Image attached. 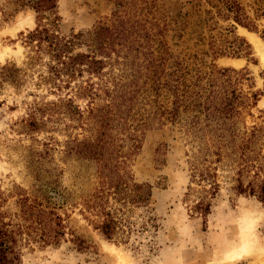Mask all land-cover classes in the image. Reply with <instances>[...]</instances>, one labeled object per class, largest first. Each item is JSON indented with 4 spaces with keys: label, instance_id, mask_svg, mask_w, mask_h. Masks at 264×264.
Here are the masks:
<instances>
[{
    "label": "rangeland",
    "instance_id": "obj_1",
    "mask_svg": "<svg viewBox=\"0 0 264 264\" xmlns=\"http://www.w3.org/2000/svg\"><path fill=\"white\" fill-rule=\"evenodd\" d=\"M122 1L125 18L138 22L143 31L149 27V10L156 20L167 17V22L176 21L175 25L170 23L163 40L174 59L184 60L191 71L188 78L196 71L203 76L209 67L232 70L227 74L228 89L240 92L245 104L244 97L257 95L254 106L239 108L236 129L239 133L256 129L257 135H264V0H236L253 29L218 15V0ZM116 10L114 0H57L55 30L62 38L85 34L109 24ZM51 20L44 14L40 25L52 29ZM30 21L31 27L16 29ZM158 25L162 27L163 23L159 21ZM178 25L185 26L184 30L171 31ZM231 25L233 30H229ZM36 27V13L28 0H0L2 210L12 214L18 212L21 198L36 200L60 218L63 233L56 246L31 243L23 248L20 264H264V219L260 218L264 204L258 198L264 178L259 171L264 170V137L259 150L251 155L253 168L247 172H240L235 153L220 158L209 154L202 163L197 161L201 157L197 152L199 140L189 132L183 116L178 122L163 118L149 128L137 129L132 134L137 137L135 148L126 134L118 136L117 150L126 158L127 170L135 183L152 187V198L147 207L128 214L123 239L109 241L95 230V218L85 211L83 202L98 186L100 166L76 153L77 144L93 138L94 125L86 120V100L75 98L73 107L58 106L66 92H51L41 80L48 58H36L26 42L27 34ZM235 39L249 46L247 55L232 56ZM83 50L76 47L74 52ZM213 50L225 54L216 55ZM117 70H113L116 75ZM171 100L172 96L163 93L158 106L168 110ZM102 104L97 101L94 110ZM144 108L148 110L149 106ZM192 166L200 168L207 178L202 182L192 179ZM250 182L254 195L247 189L238 192L239 184L246 188ZM213 183L215 193L207 196L209 213L202 216L193 212L196 199L205 194L202 189L208 191ZM239 250L244 254L238 255ZM113 251L122 261L116 260ZM229 254L234 255L231 261L227 259Z\"/></svg>",
    "mask_w": 264,
    "mask_h": 264
},
{
    "label": "trees",
    "instance_id": "obj_2",
    "mask_svg": "<svg viewBox=\"0 0 264 264\" xmlns=\"http://www.w3.org/2000/svg\"><path fill=\"white\" fill-rule=\"evenodd\" d=\"M114 1L117 10L113 12L109 24H101L85 34L62 38L55 30L57 0H28L36 13L37 27L26 36V42L34 49L36 58L41 55L48 58L46 74L40 75L41 80L51 92H66L58 106L73 107L75 98L87 101L86 120L92 122L95 133L93 138L91 136L89 140L77 144L76 153L95 161L100 168L96 173L98 186L83 204L85 211L95 218L92 221L95 230L109 241L123 239L127 233L123 223H129L128 214L136 208L147 207L152 198V187L135 183L127 170L126 158L117 150L119 135L126 134L135 148L137 137L132 134L137 129L149 128L163 118L172 123L178 122L183 116L185 126L200 143L197 152L201 157L197 161L206 162L209 154L220 158L222 154L235 153L238 154L241 173L253 168L251 155L259 150L264 137L257 135L259 130L256 129L249 133L245 130L239 133L236 129V119L241 115L239 108L254 106L257 95L244 97L245 104L240 92L229 90L227 74L232 70L209 67L210 70L203 76L196 71L188 78L191 71L184 66V60L174 59L163 40L172 21L167 22V17L156 20L149 10V27L143 31L138 22L125 18V3ZM218 1L221 3L218 15L223 14L225 20L231 19L238 26L253 29L236 0ZM44 14L52 18V29L40 25ZM159 21L163 23L162 27L158 25ZM172 23L175 25L176 21ZM184 28L178 25L171 31H183ZM233 29L231 25L229 30ZM76 47L84 50L75 53ZM231 47L232 56L238 58L248 54L249 46L243 40L235 39ZM213 53L225 54L222 50H213ZM114 69H118L117 75ZM163 93L172 96L168 110L158 106V98ZM97 101L103 104L94 110ZM146 105L148 110L144 108ZM75 114L80 117L79 112ZM112 132L115 134L112 135ZM191 168L192 179L202 182L207 178L200 168ZM259 171L264 176V170ZM246 189L249 194H255L253 182L246 188L242 184L237 187L240 193ZM188 190L190 192L192 188L188 186ZM215 190L214 183L208 191L202 189L205 194L196 199L193 212L206 216L210 210L207 196H213ZM258 195L264 204V178ZM2 204L0 198V264H20L23 248L31 243L39 246L59 244L63 236L62 226L53 210L27 197L19 200V210L12 214L3 211Z\"/></svg>",
    "mask_w": 264,
    "mask_h": 264
},
{
    "label": "bare ground",
    "instance_id": "obj_3",
    "mask_svg": "<svg viewBox=\"0 0 264 264\" xmlns=\"http://www.w3.org/2000/svg\"><path fill=\"white\" fill-rule=\"evenodd\" d=\"M33 25V22L32 21H30V22H24V23H22V24H19L17 27H16V29H22V28H26V27H31ZM251 38V37H250ZM251 40L252 41H254L255 42V44L257 45V43H256V41L254 40V37L252 36V38H251ZM232 63H234L235 64V62L236 61H231ZM237 65V64H236ZM261 219L263 218L264 219V215L263 216H261L260 217ZM246 250V249H245ZM244 249H243V251H245ZM242 250H239L238 252V255L240 254V255H242V254H244V252H243ZM114 252V257L116 258V260H118V261H122V258H121V256L116 252V251H113ZM113 256V255H112ZM233 256L234 255H231L230 256V254H229V256H228V258L227 259H229L230 261L231 260H233L232 258H233ZM238 257H242V256H238Z\"/></svg>",
    "mask_w": 264,
    "mask_h": 264
}]
</instances>
